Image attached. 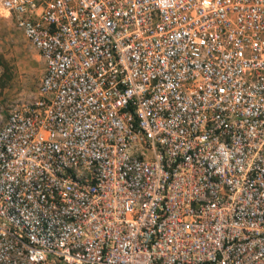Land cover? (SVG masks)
<instances>
[{
	"label": "built area",
	"instance_id": "2783aa9c",
	"mask_svg": "<svg viewBox=\"0 0 264 264\" xmlns=\"http://www.w3.org/2000/svg\"><path fill=\"white\" fill-rule=\"evenodd\" d=\"M43 63L0 126V264H264V0H0Z\"/></svg>",
	"mask_w": 264,
	"mask_h": 264
},
{
	"label": "rangeland",
	"instance_id": "374dc122",
	"mask_svg": "<svg viewBox=\"0 0 264 264\" xmlns=\"http://www.w3.org/2000/svg\"><path fill=\"white\" fill-rule=\"evenodd\" d=\"M0 57L10 79L0 90V126L11 109L37 99L43 63L36 50L16 30L12 17L0 9Z\"/></svg>",
	"mask_w": 264,
	"mask_h": 264
},
{
	"label": "trees",
	"instance_id": "16d2710c",
	"mask_svg": "<svg viewBox=\"0 0 264 264\" xmlns=\"http://www.w3.org/2000/svg\"><path fill=\"white\" fill-rule=\"evenodd\" d=\"M7 65L2 61L0 57V90H3L10 79V75L8 74Z\"/></svg>",
	"mask_w": 264,
	"mask_h": 264
}]
</instances>
